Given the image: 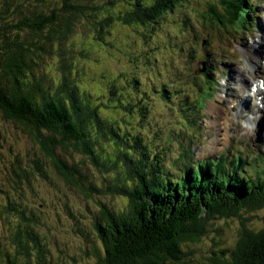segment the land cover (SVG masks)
I'll list each match as a JSON object with an SVG mask.
<instances>
[{
	"label": "trees",
	"instance_id": "obj_1",
	"mask_svg": "<svg viewBox=\"0 0 264 264\" xmlns=\"http://www.w3.org/2000/svg\"><path fill=\"white\" fill-rule=\"evenodd\" d=\"M56 2L58 5L54 6ZM98 2L100 4L92 0H4L5 4L14 3L15 8L23 10L17 11L18 19L12 25L17 32L12 37L6 33L8 26H0L1 115L21 126L33 138L43 155L51 160L68 183L82 188L81 181L85 178L78 168L79 160L76 165H68L62 157V151L67 152L72 148L107 174L114 172L115 175L108 178L105 191L125 198L120 211L102 206L100 221L94 225L100 248L95 250L94 247L89 264H187L184 259L187 243L200 242L212 222L237 217L240 218L241 234L235 247L228 250V255L225 254L226 250L223 257L213 258V263L264 264V227L255 231L248 227L249 218L241 215L242 211L264 209V155L259 144L252 145V140L247 139L249 149L257 152L255 157H245L248 161L256 162L257 170L253 172L242 167L243 159L240 154L237 160V152H229V156L235 157L232 161L222 153L197 161L194 159L196 150L191 144L189 149L179 154V166L175 162L167 165L161 156L162 151L152 150L151 143L143 140L140 126L136 130L127 127L123 130L117 123L114 126L106 122L98 107L88 103L91 101L87 95L67 74L51 91L50 84H46L47 77L37 76L34 72L37 50L65 41L74 29L77 17L95 19L92 34L98 38V44L103 43L102 37L111 34L115 17L123 24H135L133 29L138 41H147L152 37L147 46L138 49L135 57L137 60L139 56V61L133 71L141 69V73H130L125 79L135 93H118L119 96L113 99L108 89V100L128 110L127 114H134L135 118L138 115V120H143L146 105L142 103V98H145V93L142 89L135 90L138 78L143 73L146 76L145 70L151 66L152 80L156 83L161 81L155 61H159L162 55L158 53L160 49L154 48L161 45L169 49L168 40L163 41L159 35L167 29L164 19L191 0ZM105 3L109 8L117 6L104 14L107 10ZM247 4V0H208L206 10L199 14L205 34L195 25L185 27L181 18L175 25L176 29L170 31L171 38L177 42V38L183 37L184 34H177L179 28L180 32H189L193 38V31L200 39L207 37L206 47L211 46L212 41H222L246 28L245 21L251 16H245L242 12ZM100 10L103 15L98 17ZM154 26L158 28L157 32ZM24 31L26 35L22 33ZM211 31L216 33L214 37L210 35ZM27 37L42 38L45 43L28 40ZM197 47H200L199 43L192 44V51ZM198 50L196 54H200ZM132 54H126V57L130 58ZM208 57L209 53L201 55L206 64L199 66L201 85H197V88L194 86V98L208 91L204 81L214 89L206 75ZM183 69L180 66V71ZM187 70L190 72L189 68ZM181 76L177 82H181ZM177 82H164L160 87L161 95L165 97L164 84L167 86ZM143 84L145 86L151 82L145 80ZM237 138L229 145L230 148L237 143ZM105 144L112 148L107 157L103 156ZM40 160L39 157L32 159L41 171ZM18 169L19 173L16 167L12 171L16 175V182L17 177L28 178L29 172L21 165H18ZM8 211L9 208L5 206L4 210L0 209V215L5 217ZM17 212L21 223L13 227V231L9 229L5 248H2L0 241V264H18L17 257L20 255L24 257L20 264H31L30 257L35 261L33 264H51L46 262V243L34 231L36 217L25 214L24 209ZM0 229H3L2 224Z\"/></svg>",
	"mask_w": 264,
	"mask_h": 264
},
{
	"label": "rangeland",
	"instance_id": "obj_2",
	"mask_svg": "<svg viewBox=\"0 0 264 264\" xmlns=\"http://www.w3.org/2000/svg\"><path fill=\"white\" fill-rule=\"evenodd\" d=\"M92 1L100 4L98 0ZM247 3L242 12L245 16H251L245 21L246 28L236 31L222 41H212L210 51L206 47L207 37L200 39L194 31L193 38L190 37L189 32H180L177 28L179 36L184 34L183 37L177 38L178 43L170 35V31L176 29L175 25L181 21V18L185 27L191 28L195 25L196 29L205 34L199 14L206 10L208 0H191L189 4L164 19L167 29L163 30L162 34L158 33L163 41L168 40L169 49L161 45L154 48L160 49L158 53L164 58L163 61V58L159 56L160 60L155 61L161 81L156 83L152 80L150 66L145 70L147 75L144 76L143 73L136 84L135 90L142 89L145 93V98H142V103L146 105H144L143 120H138V115L135 118L134 114L132 116L127 114L128 110L116 106L115 101L108 100V89L113 99L119 96L118 93H125V95L130 92L135 93L125 79L130 73L133 75L141 73V69L133 71L136 62L139 61V56L137 60L135 57L138 49L147 46L152 38L147 41H138L133 29L135 24H123L115 17L111 34L106 38L102 37L101 45L98 44V38L96 39V36L92 34L95 19L87 20L84 16L77 17L74 29L65 41L56 46L46 45L45 49L37 50L38 56L35 58L37 64L34 65L33 70L37 76L47 77L46 84H50L51 91L56 89V84L67 74L69 79L77 82L83 93L87 95L91 101L88 103L98 107L106 122L114 126L117 123L123 130L125 127L136 130L140 126L143 140L151 143L152 150L162 151L161 156L167 165L175 162V165L179 166L177 160L179 154L189 149L191 144L196 150L194 159L197 161L217 157L221 153L232 161L235 157L229 156V152L233 154L237 152V160L240 154L243 159L242 167L245 166L253 172L257 170L256 162L248 161L245 157L252 158L257 155V152L249 149L247 139H251L254 144L264 143V86L259 92L254 90V86L259 85V79L264 81V51L261 53L262 59L259 62L253 61L245 53L250 50L253 54L262 43L264 45V37L259 35L264 32V13L259 11L262 9L264 11V0H247ZM13 4H5L4 0H0V26H8L9 30L6 33L10 37L17 32L12 27L18 19L17 11L23 10V8H15ZM53 5L58 4L56 2ZM104 6L107 8L104 11L106 14L117 4L112 8H109L106 3ZM98 14V17L102 16L103 11L100 10ZM154 30L157 32L158 28L154 26ZM22 33L26 35V31ZM210 35L214 37L216 33L211 31ZM243 36L245 37L241 43L247 44L243 48L239 43L240 46L237 49V41ZM215 38L217 39V36ZM27 39L45 43L42 38L27 37ZM195 43H199L200 47L192 51L191 45ZM179 44L181 46L178 53ZM196 50L200 54H196ZM207 53L209 57L206 75L214 89H211L209 83L204 81L208 91L194 98L196 93L194 86L197 88V85H201L198 78L201 73L199 66L204 67L201 55ZM126 54L127 56L132 54V56L127 58ZM180 66H183L185 70L180 71ZM145 68L144 66L143 69ZM235 72L237 79H234L232 86L227 85ZM180 74L181 82H177ZM145 80L151 84L144 86ZM164 82H177L167 86L164 84L165 97L160 93V87ZM245 85L247 88L251 87L252 96L248 100L245 99L246 94L242 91ZM218 95L222 96L218 98ZM211 103H217L221 105V108L223 107L224 120L214 125L207 124V120L215 122V116L208 112ZM214 106L215 104L210 105V111L216 115L217 110L213 109ZM240 110L241 113L238 114ZM248 117L250 120H246ZM130 124L132 125L128 126ZM236 138L237 143L230 148L229 145ZM104 146L103 156L107 157L112 148L109 144ZM260 150L264 155V145ZM62 152V157L68 165H76V162L80 161L77 165L85 177L81 181L82 188L68 183L53 166L51 160L43 155L33 138L21 126L4 118L0 113V209L4 210L5 206L9 208L5 217L0 215V225L2 224L3 227L0 229L2 238L0 241L2 248H5L9 229L13 231V227L21 223L17 210L24 209L25 214H34L37 219L34 231L38 232L42 242L46 243L47 263L89 264L93 258L94 247L96 246L95 250L100 248L94 225L100 221L102 206L106 205L115 211H120L124 207L125 198L105 191L108 178L114 176V172L107 174L89 158L76 153L72 148ZM34 157L41 159V165H39L42 167L41 171L32 161ZM82 160H84L83 163ZM18 165L29 172V175L28 178L18 179L17 177L16 182V175L12 171L16 167L19 173ZM177 172L181 174L179 170ZM263 214L264 209H260L242 211L241 215L249 218L248 227L257 231L264 227ZM208 228V232L200 242L185 245L184 259L187 264H214L213 258L223 257V252L226 250L225 254L228 255V250L235 247L241 234L238 217L216 220ZM23 260V255L17 257L18 264ZM36 260H38L37 257ZM30 262L35 263L32 257Z\"/></svg>",
	"mask_w": 264,
	"mask_h": 264
},
{
	"label": "bare ground",
	"instance_id": "obj_3",
	"mask_svg": "<svg viewBox=\"0 0 264 264\" xmlns=\"http://www.w3.org/2000/svg\"><path fill=\"white\" fill-rule=\"evenodd\" d=\"M260 6H261V5H260ZM259 11H260L261 13H264L263 9H262V10H259ZM259 35H261V36L264 37V32H262V33L259 34ZM244 37H245V36H243L241 39H239V40L237 41V49H239L240 44H242L243 48H244V45L247 44L246 42H244V44L241 43ZM239 43H240V44H239ZM262 51H264V45H263V43L259 46V49H258L257 51H255L256 53L253 52V54L258 55V57H255V56L252 54V52H251L250 50L246 51L247 53H245V54L248 55L253 61H255V62H259V61L262 59V56H261ZM248 53H249V54H248ZM237 66H238V65H237ZM238 67H239V66H238ZM212 70H214V69H212ZM243 72H244V71H243ZM244 73H245V72H244ZM234 79H237V73H236V72L233 74V77L229 80V82H228L227 85L232 86V85H233V81H234ZM224 86H225V85H224ZM250 88H251V87L247 88L246 85H245V89H244V87L242 88V91H243L244 93H247V94H248L247 97H246L247 100H248V98H250V97L252 96V94H249ZM220 96H222V95H220ZM220 96H218V98H219ZM211 104H215V106L213 107V109L217 110L216 115L214 114V112H211V111H210V105H211ZM211 104L209 105L208 112H209V113H212V114L215 116V122H214L213 120H211V121L207 120V124H212V125H214V124H216L217 122H220L221 120H224V118L222 117V109H223V107L221 108V105H219V104H217V103H211ZM238 104H239V103H238ZM240 113H241V110L238 111V114H240ZM262 118H263V117H262ZM246 120H250V117L246 118ZM222 139H223V138H222ZM227 140H228V139H227ZM227 140H226V141H227ZM213 141H214V140H212V142H213Z\"/></svg>",
	"mask_w": 264,
	"mask_h": 264
},
{
	"label": "water",
	"instance_id": "obj_4",
	"mask_svg": "<svg viewBox=\"0 0 264 264\" xmlns=\"http://www.w3.org/2000/svg\"><path fill=\"white\" fill-rule=\"evenodd\" d=\"M202 64H203V65H205V64H206V62H205V61H203V62H202ZM199 71H200V70H199ZM262 221H263V223H264V214H263V216H262Z\"/></svg>",
	"mask_w": 264,
	"mask_h": 264
}]
</instances>
